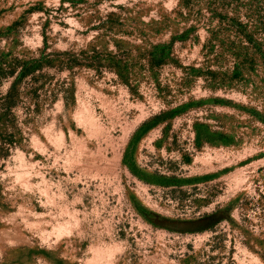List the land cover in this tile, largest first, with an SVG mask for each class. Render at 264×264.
Listing matches in <instances>:
<instances>
[{
    "label": "rangeland",
    "instance_id": "rangeland-1",
    "mask_svg": "<svg viewBox=\"0 0 264 264\" xmlns=\"http://www.w3.org/2000/svg\"><path fill=\"white\" fill-rule=\"evenodd\" d=\"M0 264H264V0H0Z\"/></svg>",
    "mask_w": 264,
    "mask_h": 264
},
{
    "label": "trees",
    "instance_id": "trees-1",
    "mask_svg": "<svg viewBox=\"0 0 264 264\" xmlns=\"http://www.w3.org/2000/svg\"><path fill=\"white\" fill-rule=\"evenodd\" d=\"M13 70H14V68H13ZM13 70L10 72V74H12V75L15 73ZM23 73H24V72H23Z\"/></svg>",
    "mask_w": 264,
    "mask_h": 264
}]
</instances>
